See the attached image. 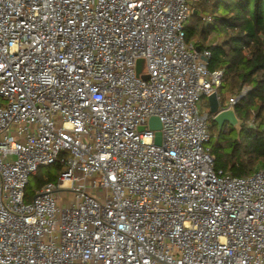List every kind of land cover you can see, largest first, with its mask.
Wrapping results in <instances>:
<instances>
[{
  "label": "built area",
  "instance_id": "2783aa9c",
  "mask_svg": "<svg viewBox=\"0 0 264 264\" xmlns=\"http://www.w3.org/2000/svg\"><path fill=\"white\" fill-rule=\"evenodd\" d=\"M196 1L0 0V264H264V166L208 147L225 69L186 40Z\"/></svg>",
  "mask_w": 264,
  "mask_h": 264
},
{
  "label": "trees",
  "instance_id": "16d2710c",
  "mask_svg": "<svg viewBox=\"0 0 264 264\" xmlns=\"http://www.w3.org/2000/svg\"><path fill=\"white\" fill-rule=\"evenodd\" d=\"M192 9L196 12L186 22V40L210 50L209 68L225 69L218 89L221 106H226L231 94L249 87L235 104L242 120L239 130L227 123L220 128L210 120L208 147L215 167L238 176L252 174L264 166V0H199ZM207 14L212 20L205 23L202 16ZM213 33L219 40L207 44ZM53 164L59 170L64 167L60 161ZM56 178L40 176L37 187ZM26 194L30 200L34 193L27 188Z\"/></svg>",
  "mask_w": 264,
  "mask_h": 264
},
{
  "label": "water",
  "instance_id": "95a60500",
  "mask_svg": "<svg viewBox=\"0 0 264 264\" xmlns=\"http://www.w3.org/2000/svg\"><path fill=\"white\" fill-rule=\"evenodd\" d=\"M196 10L193 9V13ZM199 47H197V50ZM209 104H210V113L213 114L214 121L221 128L225 123H229L235 128L241 126L242 120L237 116L235 112V107L230 106L228 108L220 109L221 103L218 99L217 92H213L208 96ZM150 127L156 130L155 143H161V131L160 128L162 126L160 119L157 116H152L149 121Z\"/></svg>",
  "mask_w": 264,
  "mask_h": 264
},
{
  "label": "rangeland",
  "instance_id": "374dc122",
  "mask_svg": "<svg viewBox=\"0 0 264 264\" xmlns=\"http://www.w3.org/2000/svg\"><path fill=\"white\" fill-rule=\"evenodd\" d=\"M218 40H219L218 36L213 33V34H211L209 36L207 44L214 43V42H216ZM139 65H140L142 71H146L147 70V63H146L145 58H141L139 60ZM199 108L202 111H209L210 112V104H209L208 96H205V97L201 98V100L199 101ZM229 126H230V124L227 123V127H229ZM236 129L239 130L240 126L236 127ZM60 172H61V170H59L55 164L41 166L39 168L37 174H33V175L30 176V184L28 186V190L30 192L34 193V191L37 188L38 178L40 176H44V177H46V176H56L57 177ZM67 197H68V193L65 191L64 194H63V198L62 199H65Z\"/></svg>",
  "mask_w": 264,
  "mask_h": 264
}]
</instances>
